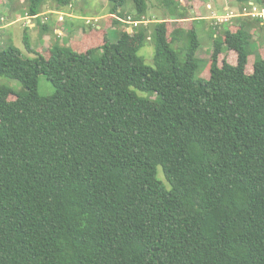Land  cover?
Returning <instances> with one entry per match:
<instances>
[{
  "label": "trees",
  "instance_id": "1",
  "mask_svg": "<svg viewBox=\"0 0 264 264\" xmlns=\"http://www.w3.org/2000/svg\"><path fill=\"white\" fill-rule=\"evenodd\" d=\"M127 1L108 0L106 27L78 42L31 49L25 35L33 57L0 45V77L23 88L0 84V264H264V52L247 73L253 24L224 27L201 58L194 20L145 25L146 0H131L140 23L111 41ZM179 1L166 2L169 19L187 18ZM45 2L8 0L29 15ZM147 41L153 65L139 54ZM228 51L236 63L219 64ZM40 75L52 95L38 93Z\"/></svg>",
  "mask_w": 264,
  "mask_h": 264
},
{
  "label": "rangeland",
  "instance_id": "2",
  "mask_svg": "<svg viewBox=\"0 0 264 264\" xmlns=\"http://www.w3.org/2000/svg\"><path fill=\"white\" fill-rule=\"evenodd\" d=\"M167 1H169V0H146L147 10H146V14H145L144 18L151 20V22H155L156 21L155 19H160L163 17L164 18L169 17V11H168L169 6L166 5ZM199 1L202 3V5L199 7L200 13H202V15H211L212 14V11L209 10V8H211V6L208 5L207 6L208 8L206 7L207 2L211 3L214 11H217V9H219V7L222 5V1L225 2V0H199ZM230 1H232L231 6H232V4L234 6V7L232 6L234 9L231 8L234 13H237L239 10H241L239 8V5H237V2L235 0H230ZM47 2H49L50 4H52L54 6L56 4L57 5L59 4L57 0H51V1L48 0ZM69 3H71V8L69 7L67 9L63 10L66 14L71 13V12L72 13L75 12L78 15L91 16L93 19H95L96 16H100V15L109 13L111 10V4L108 2V0H70ZM20 7H21L20 3H14L13 6H10L8 3V0H0V9L2 10V12H0V16L5 17V20L2 21V23L9 21V20L13 21L12 22L13 33L11 35V40H12L11 43H13L16 47H18L26 57H33L34 54L30 53L26 49L24 41H23L24 36L27 35V34H25V30H26L25 28L27 26H25V18H24L26 16L27 12H25L24 9L21 10ZM180 7H182V6H180ZM46 8L47 7L44 3V5H42L40 11H43V14H46V16L48 18V20H46V23L48 22L50 24L47 23L45 29H43L40 24H37L35 31H38L40 33H44V31L48 30V28L51 27L50 25H52V21H50V20L53 18V16H55V18H56V15L51 10L45 11ZM172 8H173V6H172ZM187 8H188V6L186 7V15L194 16L195 12L193 10H189ZM228 10H230V9H228ZM135 12L136 11H135L134 5H133L131 0L127 1L122 7L123 16L126 14H129L131 16V18H133V15L135 14ZM188 12L190 14H187ZM15 17H17V18H15ZM216 17H219V15H217ZM238 17L239 18H249L247 16H238ZM92 18H91V20H89L88 24L86 23V21H84V24H85L84 27L86 30L89 29V27L93 26V24L95 26L96 22L93 21ZM124 18L125 17H123V19ZM85 20H86V18H85ZM157 21H159V20H157ZM228 22L229 23H231V22L235 23V19L231 18ZM104 23H105V18L98 19V22H97L98 25L101 26V25H104ZM122 24L123 23L118 24V25L112 27L111 29H108V36H109L111 41H116V39H118V37L120 36L121 32L123 30H126L128 27L131 28V31H128V32H133L135 29V27L133 25L129 26L128 24L125 23V24H123L125 26H123ZM184 24L186 25L187 23H184ZM211 24H213V26H215V27H221L220 31H222L223 25H221L222 23L217 21V19H209V20L208 19H206V20L200 19V20L195 21L194 25L196 27L199 40L201 42V45H200L198 51L196 52V55L198 57L208 58L207 51L204 50V48H203L204 46H207L210 49L209 51L212 53V43L209 42V37L211 36V34H209V33L213 31ZM65 26H66V24H65ZM152 26H153V24H152ZM263 27L264 26L261 25V27L259 26L257 28L258 32L255 31V33L257 35L255 33H253V40H252V45H251L252 48L251 49H252L254 54L250 55L248 58V63L246 66V72L247 73H251L253 70V62L256 59L255 54H256V56L259 57L258 50L260 48H262L263 49L262 51L264 52V31H262L264 29ZM4 29H5V27L0 28V42H1V40H3L2 34L4 32ZM33 31L34 30H30L28 32L29 36L32 35ZM74 39L77 40L76 38H74ZM0 45H3V44L0 43ZM153 53H154V47H153V42H151V41H147V43L144 45V47H142L139 51V54L144 58L145 63H147L149 65H153ZM233 53H231V51H228L225 54H221L219 56V64H221V60L224 57L226 58V60L228 62L235 64L236 63V61H235L236 54H235V52H233ZM203 64L204 63L201 62V65H200L201 71L200 72L198 71L197 75L204 78V77L208 76V71H207L206 67H204ZM0 84H5V85L10 86L15 93L19 92L21 89H23L21 83L18 80L7 78V77H0ZM37 90H38V93L40 95L49 96V95H52V93L54 92V87L52 86L51 82L48 81V79L44 75H40L39 79H38ZM137 92L139 95H142V96L145 95V93H143V92H140V91H137ZM14 98H15L14 95L9 96L10 100H13ZM151 100L154 101L155 100L154 97H152ZM158 170H159V177L163 181H165V179L161 173V167H159Z\"/></svg>",
  "mask_w": 264,
  "mask_h": 264
},
{
  "label": "crops",
  "instance_id": "3",
  "mask_svg": "<svg viewBox=\"0 0 264 264\" xmlns=\"http://www.w3.org/2000/svg\"><path fill=\"white\" fill-rule=\"evenodd\" d=\"M47 1L48 0H46V2H45V5L47 7L45 9V11L58 10V11L64 12L63 11L64 9L69 8L68 5H63L62 6V5H59V4L57 5L56 4L54 6V5L50 4ZM231 2L232 1H230V0H225V2L222 1V5L219 7V9H217V11L213 10V7H212L210 2H207L206 3V7L208 5L211 6V8H209V10L212 11V14L211 15H202V13H200V10H199V7L202 5V3L199 0H191V1L190 0H180L179 1V3H180L179 5H182V6H185V7L188 6L187 9L193 10L195 12V15L194 16L186 15L187 18H184V19H169V17H167V18L165 17V18L168 19V20H171V21H175V22L177 21V22H183V23H188V22L193 21V20L197 21V20H200V19H205V20L206 19H208V20L209 19H215V17L217 15L220 16V15L227 14V13L230 12V10L232 11V9H234L233 8L234 7L233 4H232L233 7L231 6ZM228 9H230V10H228ZM0 12H2L1 9H0ZM187 14H190V13L188 12ZM66 15L67 16L65 17L63 22H58L56 20L55 16H53V18L50 20V21H52V25H50L51 27L48 28V30L44 31V33H40L38 31H35L36 25L40 24L42 26V25H44V24L46 25L48 23V22L46 23V20H48L46 14H43V11H40L38 13V16L36 18L32 19V22L30 23V25L25 28L26 29L25 30V34H27L28 42L30 44L31 49H39V48H42L43 50L47 49L50 46L51 42H53V41H58L59 43H61L63 45H69L71 42H78V41H80L83 38V36L85 34H89L92 30L104 29L106 27V23L108 21V17L112 16V14L110 12L106 13V14H103V15H100V16H96L95 19H93L91 16H87V15H78L75 12L67 13ZM15 18H17V17H15ZM85 18H86V20H91V18H92L93 21L96 22L95 26L93 24V26L89 27V29L86 30L85 27H84ZM101 18H105V23H104V25L100 26V25L97 24V22H98V19H101ZM231 18L235 19V23L239 22L238 19H244L245 21L251 22L253 24L256 32H258L257 28L259 27L258 26L259 24L264 26V22L260 21L259 24H258V22L256 20H253V19H250V18H239L238 16L231 17ZM231 18H229V20ZM120 20H121V22L123 24H125V22H123L122 19H120ZM155 20L157 21V20H160V19H155ZM228 21H226L223 24H221V25H223V28L226 27V26H229L230 24H232V22L229 23ZM149 22H151V20L146 19L143 23L145 25H147ZM86 23L88 24L89 22H86ZM48 24H50V23H48ZM65 24H66V26H65ZM123 26H125V25H123ZM211 26L213 28V31L209 33V34H211V36L209 37V42L210 43H212V38L213 37H216L217 34L221 33V31H220L221 27H215V26H213V24H211ZM30 30H34L32 32L31 36H29V34H28V32ZM126 31H129V29L127 28ZM262 31H264V29ZM12 33H13L12 23H10V24L5 26L4 32L2 34L3 40H1L0 43L3 44V45L11 43L12 42V40H11ZM74 38H76L77 40H75ZM203 48H204V50L207 51V54H208V57H209L211 55V52L209 51L210 49L207 46H204ZM231 53H233V52L231 51ZM235 60H236V57H235ZM232 64H234V63H232Z\"/></svg>",
  "mask_w": 264,
  "mask_h": 264
},
{
  "label": "built area",
  "instance_id": "4",
  "mask_svg": "<svg viewBox=\"0 0 264 264\" xmlns=\"http://www.w3.org/2000/svg\"><path fill=\"white\" fill-rule=\"evenodd\" d=\"M68 7H71V3L68 4ZM55 15H56V20L58 22H63L66 16V13L62 12V11H52ZM38 16V14L36 15H29L26 13L25 18V26H29L30 23L32 22V19L36 18ZM235 16H247L251 19H264V7L259 6L258 4L254 3L253 1H249L248 5L243 7L240 11H238L237 13H234L233 11H230L227 14L221 15L219 17H215V19H217V21L223 23L229 20V18L231 17H235ZM5 20V17L0 16V28L1 27H5L6 25L12 23L13 21H6L3 22ZM123 22H125L126 24L133 25L134 27L138 26V24L140 23L139 21H134L132 20V18H130V16H126L124 19H122ZM86 22H89V20H85ZM129 31H131V28L128 27Z\"/></svg>",
  "mask_w": 264,
  "mask_h": 264
}]
</instances>
